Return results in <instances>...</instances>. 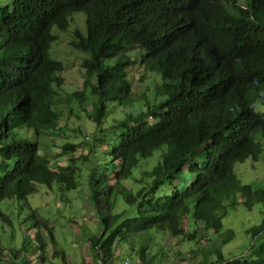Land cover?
<instances>
[{"label": "trees", "instance_id": "16d2710c", "mask_svg": "<svg viewBox=\"0 0 264 264\" xmlns=\"http://www.w3.org/2000/svg\"><path fill=\"white\" fill-rule=\"evenodd\" d=\"M76 13L85 15V30L75 31L71 46L86 54V79L63 102L91 108L95 131L86 137L79 128L85 153L75 157L77 145L67 142L59 158L70 157L53 167L44 148L60 132L66 64L51 48L55 30L66 31ZM135 64L153 77L152 101L134 97L128 70ZM259 102L264 106V0H0V202L16 199L32 210L28 198L38 186L77 190L88 167L86 198L103 227L88 239L96 264H114L117 245L128 247L121 264H171L168 238L202 252L198 264H264V220L248 230V252H223L235 239L223 225L228 208L264 205V190L235 173L237 162L263 152ZM114 103L139 111L113 118ZM35 224L54 240L42 219ZM36 238L44 262L47 243ZM25 248L20 264H30ZM9 250L17 261L21 250ZM7 251L0 238V264L10 261ZM60 254L66 261L56 248L52 258Z\"/></svg>", "mask_w": 264, "mask_h": 264}, {"label": "rangeland", "instance_id": "374dc122", "mask_svg": "<svg viewBox=\"0 0 264 264\" xmlns=\"http://www.w3.org/2000/svg\"><path fill=\"white\" fill-rule=\"evenodd\" d=\"M84 18L83 13H76L73 15L71 25L66 31L58 32L55 30L58 39L51 48L52 57L66 64V70L61 74L64 81L63 88L59 90L62 102L60 101L58 110L63 114V119L59 123L60 132L56 135L52 134L51 139L45 142L46 148H44L45 152L53 154L51 158L53 167L57 163L64 165L65 158L70 157L69 155L64 159L59 158L62 145L67 142L77 145V153L74 156L78 157L86 151L85 138L95 131V125L91 124L87 118V113L91 108L84 111L82 105L77 102H63L70 94L81 91L84 87L86 76L81 64L86 54L73 49L71 46L75 31L78 29L85 30ZM128 77L133 86L134 97L141 98L142 95H146L152 101L153 77L148 75L139 64L129 68ZM142 102L145 105L144 101ZM257 104V111L264 109L260 102ZM111 106L113 108V118L120 117V115L126 116L128 113L135 115L139 111L138 108L134 107L126 110L120 109L118 103ZM145 109L144 106L143 110ZM79 128L83 130L86 137L79 133ZM46 138L44 137V139ZM257 140L263 145L260 158L257 161L248 159L237 162L235 173L243 184L251 185L254 190H264V139L257 136ZM95 166L96 164H92V167ZM152 166L151 164L147 167L150 169ZM140 170L141 167L136 168L134 174L140 175ZM81 176L82 182L79 184V189L69 192H62L57 184L51 190L45 186H38L37 192L31 195L28 200L34 212L24 202L16 199H6L0 202V212L7 217L5 218L0 214V238L4 247L8 250L7 254L9 256L7 258L10 259L8 264H20L22 262L24 254H21V252L24 251L21 248L23 247L27 248L25 258L29 259L30 264H33L34 260L37 264H92L96 260L94 253L89 248L88 239L100 235L103 227L101 225L97 226L98 214H96L93 204L86 198L91 190L88 167H84ZM241 200V196H239L238 201ZM104 201H106V197L101 196V204H104ZM119 203L124 204L121 198H119ZM40 219L51 229L54 240L48 238L49 233L42 225H39L38 229L36 228L35 222ZM263 220L264 205L262 204L255 205L251 211L242 204L236 207L230 206L223 220V225L225 231L233 230L235 239L223 248L224 254L239 256L244 252H248L252 243H254L248 230L254 226H260ZM203 232L201 231L199 235H202ZM37 235H40L47 243L43 255L45 257L44 262L40 259L41 254L35 248L37 246ZM208 236L211 241H219L213 232H208ZM164 243L167 245L164 256L171 258V264H187V262L188 264H194L192 261L194 258L198 264L199 257L202 256V252L195 251L196 247L186 242L181 243L178 238H168ZM10 248L15 251L21 250L17 261L12 260ZM54 248L65 254L66 261L63 260L62 254L52 258ZM127 249V246L117 245L114 264H121L122 259L128 257L125 254ZM184 259H186L185 262H183ZM132 260L135 261V258H132Z\"/></svg>", "mask_w": 264, "mask_h": 264}, {"label": "bare ground", "instance_id": "6f19581e", "mask_svg": "<svg viewBox=\"0 0 264 264\" xmlns=\"http://www.w3.org/2000/svg\"><path fill=\"white\" fill-rule=\"evenodd\" d=\"M154 1H155V0H154ZM168 2H169V1H168ZM154 3H155V2H154ZM122 4H123V3H122ZM134 4H135V3H134ZM134 4H132V5H134ZM156 4H157V3H156ZM119 6H120V5H119ZM121 7H122V6H121ZM135 7H136V6H135ZM173 7H174V6H173ZM175 7H176V6H175ZM173 9H174V8H173ZM168 10H169V9H168ZM175 10H176V9H175ZM100 12H101V11H100ZM126 12H128L127 9H126ZM126 12H125V13H126ZM180 14H181V13H180ZM178 16H179V15H178ZM180 16H181V15H180ZM125 17H126V16H125ZM176 19H177V17H176ZM176 19H175V20H176ZM186 19H187V18H186ZM194 20H195V19H194ZM184 21H185V20H184ZM172 22H173V21H172ZM194 22H197V19H196ZM182 25H183V24H182ZM180 26H181V25H180ZM162 35H163V34H162ZM162 35H161V36H162ZM209 36H210V35H209ZM155 39H156V38H155ZM156 40H158V39H156ZM165 41H166V40H165ZM155 42H156V41H155ZM154 46H155V45H154ZM160 65H161V64H160ZM70 101H71V100H70ZM87 134H88V133H87ZM85 140H86V139H85ZM67 144H68V143H67ZM79 148H80V147H79ZM80 149H81V148H80ZM107 169H108V168H107ZM261 213H262V212H261Z\"/></svg>", "mask_w": 264, "mask_h": 264}, {"label": "clouds", "instance_id": "9594fccd", "mask_svg": "<svg viewBox=\"0 0 264 264\" xmlns=\"http://www.w3.org/2000/svg\"><path fill=\"white\" fill-rule=\"evenodd\" d=\"M237 177H238V176H237ZM28 200H29V198H28ZM29 204H30V203H29ZM97 260H98V259H97ZM97 260L94 261V264H96V261H97ZM99 262H101V263L103 264V262L100 261V260L97 262V264H99ZM132 263L137 264V263H135V262H132Z\"/></svg>", "mask_w": 264, "mask_h": 264}, {"label": "built area", "instance_id": "2783aa9c", "mask_svg": "<svg viewBox=\"0 0 264 264\" xmlns=\"http://www.w3.org/2000/svg\"><path fill=\"white\" fill-rule=\"evenodd\" d=\"M99 264H102V263H101V262H99ZM125 264H134V263H132V262H131V263H130V262H126Z\"/></svg>", "mask_w": 264, "mask_h": 264}, {"label": "crops", "instance_id": "0c3cea01", "mask_svg": "<svg viewBox=\"0 0 264 264\" xmlns=\"http://www.w3.org/2000/svg\"><path fill=\"white\" fill-rule=\"evenodd\" d=\"M92 264H94V262Z\"/></svg>", "mask_w": 264, "mask_h": 264}]
</instances>
